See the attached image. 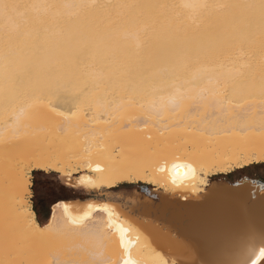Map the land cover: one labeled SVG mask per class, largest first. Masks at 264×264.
I'll return each mask as SVG.
<instances>
[{"label":"bare ground","instance_id":"bare-ground-1","mask_svg":"<svg viewBox=\"0 0 264 264\" xmlns=\"http://www.w3.org/2000/svg\"><path fill=\"white\" fill-rule=\"evenodd\" d=\"M262 160L260 0H0V264H124L129 252L175 264L164 247L187 250L179 264H262L264 207L241 220L249 230L224 225L262 185L220 181L198 196L203 174ZM74 165L87 188L169 192L147 205L165 223L91 199L59 201L40 223L31 171Z\"/></svg>","mask_w":264,"mask_h":264},{"label":"rangeland","instance_id":"rangeland-1","mask_svg":"<svg viewBox=\"0 0 264 264\" xmlns=\"http://www.w3.org/2000/svg\"><path fill=\"white\" fill-rule=\"evenodd\" d=\"M72 167L67 168L68 173H66L65 175H62L61 173L54 171L52 169H48V170L33 169L31 171L32 195L29 198L31 204H32L33 196L35 194V188L37 187L35 177L41 176L42 174H46V173L49 176L53 177L54 179L63 178L64 180L68 181L69 183L77 185L78 187H84L85 189L91 191V194H88V195L81 193L82 196H88V197L89 196H95L96 198H99V199H102L105 197V194H104L105 188L100 189V190L92 189L89 187L87 188L86 185H84L81 182V176H83L85 173H87V170L84 167H81V165H74L73 169H71ZM203 176H205V178L208 182V185L206 187H204V189L198 193V196L199 195L201 196L202 194L207 192V190L214 183L220 182V181L234 182V181L239 180L241 178L249 177V178L261 180L264 182V160L255 161V162L250 163L249 165H246L244 167H237L230 172H226V173L218 172L217 174H209L207 176L203 174ZM79 182H81L83 185ZM119 186L124 187V188H128V189H137L139 191V196L146 194L142 191V188H147L150 193H165V194L169 193V192H165V190H163V189H159V188L156 189L154 185L148 184V183H145V182H142L139 180H133L132 182L131 181H123L119 185H117L116 187H119ZM116 187L107 188V201L115 202L121 209H123L128 214L133 215L134 217H138L140 219L150 220V219L144 218V216H142L139 213L137 208L136 209L133 208L132 203L134 200L138 199V196H129V197H127V196H115L114 194H112V192H110V190H112ZM58 191H60V196L72 195L71 190H69L68 188H65L63 186L57 187L56 192H58ZM147 195L150 196L149 193H147ZM91 200H95V199H91ZM95 201H103V200H95ZM153 222H155V221H153ZM155 223H157V222H155ZM161 228H163L165 231L169 230L168 228H165L164 226H161ZM168 232L172 237H174V239L180 241L181 245L185 246V249H186V247L188 246V242L186 240L180 239L171 230ZM164 243H166L167 246H170L168 242L164 241ZM186 252H187V250H185V251H182V249L171 250L170 247H168V248L164 247V253H165L166 257L171 262H174L175 264H179V261L187 254ZM72 264H77V263H72Z\"/></svg>","mask_w":264,"mask_h":264},{"label":"water","instance_id":"water-1","mask_svg":"<svg viewBox=\"0 0 264 264\" xmlns=\"http://www.w3.org/2000/svg\"><path fill=\"white\" fill-rule=\"evenodd\" d=\"M246 181H251V184L253 181L260 183L263 187L262 188L263 190H262V192H257V191L251 190L250 194L248 193L249 194L248 198L246 199V201L248 203L247 206H245V207L239 206L237 208L233 207V208L229 209L228 214H227V216L229 218L225 221L226 223L224 225L228 226L229 229H231V230H237V231L249 230L246 228H249V227L251 228V224L249 222H241V220L242 221L246 220L245 218L247 216H252V217L255 216L256 210L259 209L260 207H264V182L263 181L257 180V179H252L249 177H244V178H241V179L236 180L234 182L221 181L220 183H225L230 188H239L241 186L250 187V185H248ZM250 188H252V186ZM142 191L146 194L140 195V196L138 195V199L140 201L139 204L140 203L142 204L141 207L137 208L139 213L142 216L152 218L153 220L158 221L159 223H165L157 215L147 213V211H148L147 205L150 204L151 206L157 207L162 200L161 198L163 196H166V195H164L162 193H150L147 188H142ZM147 193H149L150 196H148ZM261 198H263V199H261ZM258 199L261 201H259L258 203H255L256 200H258ZM197 202H200V201H197ZM219 215L221 216L223 214L221 212H219ZM250 219H252V218H249V220ZM199 225H201L200 231L203 233V236H205V237L208 236L210 234V230H211L210 222L208 221V219L207 218L203 219L201 222H199ZM174 233H176L177 236H179V235L181 236V234L178 233L176 230H174ZM189 238L191 239V241H193V243L194 242L196 243L197 240H195L193 237H189ZM206 241H208V240H206ZM206 241H205V244H203V248L204 247L206 248V247H208V245H211L209 241H208V243ZM199 249H200V246H199ZM203 258H204V256L202 257V259ZM209 260H211V259H207V260H205V262H208ZM193 264H200V260L193 262ZM262 264H264V263H262Z\"/></svg>","mask_w":264,"mask_h":264},{"label":"crops","instance_id":"crops-1","mask_svg":"<svg viewBox=\"0 0 264 264\" xmlns=\"http://www.w3.org/2000/svg\"><path fill=\"white\" fill-rule=\"evenodd\" d=\"M37 187L35 188V194L32 200V208L36 213V218L40 223L47 222L53 213V206L59 201H82L87 199L103 200L107 201V188L104 190L105 197L102 199L95 196H82L81 193L88 195L91 194L90 190L84 187H78L68 181L61 179H54L47 173L41 176L35 177ZM228 182V181H226ZM63 186L71 190L72 195L60 196V191L56 192L57 187ZM115 196H138L139 191L137 189H128L124 187H116L110 190Z\"/></svg>","mask_w":264,"mask_h":264},{"label":"snow or ice","instance_id":"snow-or-ice-1","mask_svg":"<svg viewBox=\"0 0 264 264\" xmlns=\"http://www.w3.org/2000/svg\"><path fill=\"white\" fill-rule=\"evenodd\" d=\"M260 9L262 11V13H264V0H260ZM97 170H101L99 167H97ZM189 173L193 174L195 173V169L192 168L191 166H188L187 167V170L183 172V175L185 177H187L189 175ZM105 211L108 212V217H109V227L112 226V216H113V213L111 211H109L108 209H105ZM72 223H78L79 221L77 220H72L71 221ZM121 232L123 233L125 230L123 229V227L121 226ZM127 248V246H125ZM262 256H264V252L261 253ZM124 264H136L135 261H133L131 258H130V252H129V259L125 260Z\"/></svg>","mask_w":264,"mask_h":264}]
</instances>
